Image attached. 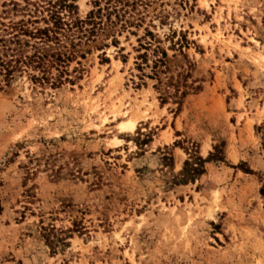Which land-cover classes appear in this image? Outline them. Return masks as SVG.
Instances as JSON below:
<instances>
[{
  "label": "rangeland",
  "instance_id": "1",
  "mask_svg": "<svg viewBox=\"0 0 264 264\" xmlns=\"http://www.w3.org/2000/svg\"><path fill=\"white\" fill-rule=\"evenodd\" d=\"M95 1L0 0L71 53L0 80V264H264V0Z\"/></svg>",
  "mask_w": 264,
  "mask_h": 264
},
{
  "label": "trees",
  "instance_id": "2",
  "mask_svg": "<svg viewBox=\"0 0 264 264\" xmlns=\"http://www.w3.org/2000/svg\"><path fill=\"white\" fill-rule=\"evenodd\" d=\"M105 1L109 4L113 1L115 3L119 0ZM95 6L97 9L91 11L85 20L78 19L73 25L77 28H82L83 25L92 24L94 28L100 24L97 20L101 22L102 8L100 7V2L98 0L95 1ZM68 7H71V5ZM105 10L107 11V18L110 20L112 14H115L116 19H120L121 16L116 7L111 11L109 8H105ZM50 18L53 22L51 27H38L30 30L25 23L21 21L12 24L11 26L4 27V29H0V80L9 84L16 73H27L33 82L43 85L46 80H49L48 74L51 68L62 66L64 70L62 69L60 71V77L64 73H67L66 66L71 60V53L68 54L66 51L63 53L60 51H54L48 54L50 50H45V42H55L59 45L61 42V31L66 32L69 30H64L66 24L57 12H52ZM9 29L13 30V33H9ZM62 35L66 38L68 36L63 33ZM21 37L28 38V40H22ZM31 41H33V44H31ZM12 45H15V47L13 48ZM64 48L67 47L64 46ZM25 49H29L30 51L26 52L24 51ZM9 52L14 55H9ZM65 80L69 79L66 78ZM56 81L60 84L59 80ZM54 84L55 83H52V85ZM197 160L202 162L199 158ZM198 171L199 168H195L192 169L191 172L195 173Z\"/></svg>",
  "mask_w": 264,
  "mask_h": 264
},
{
  "label": "bare ground",
  "instance_id": "3",
  "mask_svg": "<svg viewBox=\"0 0 264 264\" xmlns=\"http://www.w3.org/2000/svg\"><path fill=\"white\" fill-rule=\"evenodd\" d=\"M135 122L122 123L121 127L133 130L135 128Z\"/></svg>",
  "mask_w": 264,
  "mask_h": 264
}]
</instances>
